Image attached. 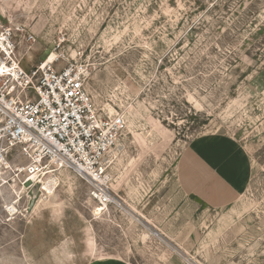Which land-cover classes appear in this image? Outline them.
Returning a JSON list of instances; mask_svg holds the SVG:
<instances>
[{"label":"rangeland","instance_id":"rangeland-1","mask_svg":"<svg viewBox=\"0 0 264 264\" xmlns=\"http://www.w3.org/2000/svg\"><path fill=\"white\" fill-rule=\"evenodd\" d=\"M0 27L23 68L76 65L125 121L106 160L121 205L0 163V264H264V0H0Z\"/></svg>","mask_w":264,"mask_h":264},{"label":"built area","instance_id":"built-area-1","mask_svg":"<svg viewBox=\"0 0 264 264\" xmlns=\"http://www.w3.org/2000/svg\"><path fill=\"white\" fill-rule=\"evenodd\" d=\"M22 69L27 75L28 70ZM63 69L65 74L60 76L55 75L60 69H52L53 75L48 79H55L56 83L50 85L36 106L19 104L22 93L16 91L12 96L14 89L6 81L0 82V138L22 150L28 137H32L26 146L33 161L43 166L47 161L73 171L89 184L90 193L99 205H121L110 190L106 160L120 141L124 118L118 113L98 110L87 88L86 76L76 65ZM28 79L32 80V76ZM57 88L59 92L55 91ZM68 91L76 93L75 98L66 95ZM52 97L60 100L58 106ZM29 99L35 101L37 97L33 93Z\"/></svg>","mask_w":264,"mask_h":264},{"label":"snow or ice","instance_id":"snow-or-ice-1","mask_svg":"<svg viewBox=\"0 0 264 264\" xmlns=\"http://www.w3.org/2000/svg\"><path fill=\"white\" fill-rule=\"evenodd\" d=\"M177 2V6L181 8V10L185 9V5L189 9H195L196 5L201 2V0H175ZM205 6L211 7V4H206ZM14 27V26H13ZM9 33L5 35L4 33ZM10 41V29L0 27V82L3 81H15L16 88L11 93L12 96L15 95L16 91H20L22 93L19 98V104H30L32 106H36L40 104V100L44 96L45 91L50 90V85L55 84L56 80L52 79L49 81L48 77L52 76V69L56 68L59 64V59L55 56L46 57L37 61L34 69L28 70L27 75H25V71L22 69V66L16 62L19 58V52L21 51L19 48L15 47L13 43ZM16 53V58H13V54ZM234 55H238L234 53ZM223 69V66H222ZM65 69L61 68L55 75L60 76L65 74ZM35 73V75H33ZM28 76H32V80L28 79ZM171 79V77H169ZM67 80H65V83ZM180 81H174V84L179 85ZM11 87V84H9ZM79 87V85H76ZM55 91L59 92L57 88ZM35 94L37 99L35 101H30L29 97L32 94ZM66 95L75 98L76 93L72 91H68ZM174 98V97H173ZM55 100V104L58 106L60 104V100H56L55 97H52ZM162 99L165 103H167V97L162 96ZM196 99L189 98L188 104L183 109L177 108L176 112H169V115L172 118L173 123H182L185 119H190V112L195 111L199 108V104H197ZM31 111V107L28 109ZM26 124L32 123L31 121H26ZM23 131V129H21ZM3 139V138H0ZM32 137H28V140L25 142V145L22 146V150L20 153L16 154V163L21 164L20 169H16L14 165H6L11 167L13 171L22 170L27 172L29 170V165H31V171L36 172L37 168L33 164L34 158L29 155L27 143L31 142ZM11 148L13 153L15 154V145L9 144L8 139H3V144H0V158H2L3 154L7 152V150ZM11 156H9V160ZM45 165H47V161H44ZM30 179H35V177H29ZM7 183V181H5Z\"/></svg>","mask_w":264,"mask_h":264},{"label":"bare ground","instance_id":"bare-ground-1","mask_svg":"<svg viewBox=\"0 0 264 264\" xmlns=\"http://www.w3.org/2000/svg\"><path fill=\"white\" fill-rule=\"evenodd\" d=\"M17 62V60H16ZM11 81H8V83H10ZM16 84V83H15ZM15 84H12V89H15L16 88V85ZM10 87V89H11ZM13 150L11 148H9L7 150V152L5 154H3L2 158H0V163H2L4 165V163H6V165H9L8 161L5 162V160L3 158H5L6 156L8 155H13ZM4 162V163H3ZM33 164L35 165V167L37 168V171L36 172H32L30 169H31V165H29V170L26 172V178L25 180L28 179V182H34V185L36 184H40V183H43L44 185H46L49 189H52L53 186H52V183L54 182V176L51 175L50 178L48 179H44V177H46L49 173H51V170H49V168L53 169V170H57L58 168H61V167H55L52 163H49L47 164L46 166H43L41 165L38 161H33ZM2 166V165H0ZM51 166V167H50ZM7 170L8 169H11V167H8L6 166L5 167ZM4 168V169H5ZM5 169V170H6ZM3 170V169H2ZM12 170V169H11ZM22 171V170H21ZM23 172V171H22ZM25 172V171H24ZM29 177H35V179H30ZM5 182V181H4ZM34 187V186H32ZM24 189H26V186H24Z\"/></svg>","mask_w":264,"mask_h":264},{"label":"crops","instance_id":"crops-1","mask_svg":"<svg viewBox=\"0 0 264 264\" xmlns=\"http://www.w3.org/2000/svg\"><path fill=\"white\" fill-rule=\"evenodd\" d=\"M94 261H97V260H94ZM94 261H92V262H94ZM109 262H112V261H109Z\"/></svg>","mask_w":264,"mask_h":264}]
</instances>
